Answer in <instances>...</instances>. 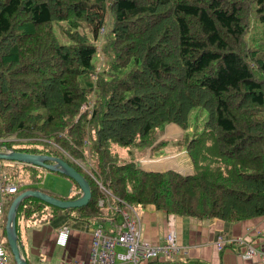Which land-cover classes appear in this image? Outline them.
Segmentation results:
<instances>
[{
    "label": "trees",
    "instance_id": "trees-1",
    "mask_svg": "<svg viewBox=\"0 0 264 264\" xmlns=\"http://www.w3.org/2000/svg\"><path fill=\"white\" fill-rule=\"evenodd\" d=\"M198 107L208 113L200 132L191 122ZM169 124L184 133L171 146L160 139ZM0 139V150L63 158L92 189L81 208L25 199L20 243L23 230L62 214L90 226L115 217L63 151L89 152L102 182L137 209L226 222L264 217V0H0ZM169 147L187 151L191 174L146 170L134 153L154 159ZM21 167L35 182L23 187L20 172L6 169L9 179L21 191L38 189L43 170ZM73 183L61 199L81 196Z\"/></svg>",
    "mask_w": 264,
    "mask_h": 264
},
{
    "label": "crops",
    "instance_id": "crops-1",
    "mask_svg": "<svg viewBox=\"0 0 264 264\" xmlns=\"http://www.w3.org/2000/svg\"><path fill=\"white\" fill-rule=\"evenodd\" d=\"M169 126L178 127L175 124ZM179 130L182 134L178 132L173 135L174 132L170 134L165 132L161 139H166L169 143L174 142V139L182 138L184 134L181 128ZM182 153L186 154L187 159L181 158L182 161L172 164L171 168L157 171L172 169L181 174H191L193 165L186 151L175 152L171 158L178 159L177 157ZM159 160L160 158L153 161L146 160L144 164H157L161 162ZM139 211L142 219L141 239L152 244L164 242L170 223L169 216L172 217L177 241L188 249V256L180 257L181 259L203 264H264V257L256 259L245 257L238 244L226 243L221 249L217 245L220 237L225 239L243 237L264 253V236L257 235L258 231L264 233V217L226 222L218 218L196 219L167 215L156 210L153 205H148ZM66 225L70 228L69 238L67 245L62 247L57 244V238L62 227ZM92 227L86 222L74 221L62 214L51 222L23 230L22 243L25 257L29 264H74L76 260L87 261L92 245Z\"/></svg>",
    "mask_w": 264,
    "mask_h": 264
},
{
    "label": "built area",
    "instance_id": "built-area-1",
    "mask_svg": "<svg viewBox=\"0 0 264 264\" xmlns=\"http://www.w3.org/2000/svg\"><path fill=\"white\" fill-rule=\"evenodd\" d=\"M82 108H86L85 105ZM3 142L0 139V143ZM79 165L93 179L99 190L98 207L115 217H103L92 227V245L87 261L76 260L74 264H155L170 263L177 257H187L188 249L178 243L172 217L169 216L168 232L163 243L152 244L143 241L142 219L139 209L116 196L102 182L92 161L80 158ZM20 191V184L9 179L0 164V227L3 224L5 208L10 199ZM69 226H63L57 238L59 246H66L69 238ZM261 231L257 235L261 236ZM238 244L242 254L250 259L264 257V253L243 237H220L217 245L221 249L225 244ZM0 264H15L11 254L0 240Z\"/></svg>",
    "mask_w": 264,
    "mask_h": 264
},
{
    "label": "water",
    "instance_id": "water-1",
    "mask_svg": "<svg viewBox=\"0 0 264 264\" xmlns=\"http://www.w3.org/2000/svg\"><path fill=\"white\" fill-rule=\"evenodd\" d=\"M0 160L29 164L62 174L73 180L81 190V196L76 199L57 198L41 189L24 190L13 199L7 213L5 225L6 239L15 264H29V261L25 257L24 245L20 243L16 227L17 211L21 203L27 198H36L61 209L81 208L88 205L92 199V189L86 177L61 157L9 150L0 151ZM159 264L179 263L170 262Z\"/></svg>",
    "mask_w": 264,
    "mask_h": 264
},
{
    "label": "rangeland",
    "instance_id": "rangeland-1",
    "mask_svg": "<svg viewBox=\"0 0 264 264\" xmlns=\"http://www.w3.org/2000/svg\"><path fill=\"white\" fill-rule=\"evenodd\" d=\"M111 22V20H110ZM59 31V30H58ZM84 32H88V30H86L85 28L83 29ZM61 32V31H60ZM63 32V31H62ZM64 34V33H63ZM62 38L64 39V35H62ZM100 56H97V59L95 61V63L97 65H99V61L102 62V59ZM207 111L203 108V107H198L196 108L191 115V122L193 123V127L196 129V131L200 132L203 123L206 121L207 119ZM196 117V121L193 122L194 118ZM167 125L165 128V132L167 134H170L172 132H174L173 135H176V133H180L182 134L181 130H179L180 128H171V126ZM190 134H192V132H189ZM193 135V134H192ZM162 138V137H161ZM160 138V139H161ZM8 140H19L17 137L13 136H8L7 138ZM174 139V138H173ZM6 141V139H3ZM174 142H177V140H179L181 142L182 138L180 137L179 139H174ZM173 143V142H171ZM171 143H169V146H171ZM117 147L118 150H121L120 152L122 153V155H124V151H126L128 148H124V147H120L118 145H114ZM59 147V146H57ZM60 148V147H59ZM166 154L164 156L160 157L161 162L157 163V164H144L146 160H151L150 156H149V152L147 151L146 153H143L142 151H135V156H137L138 158H143L140 159L139 161H141V166L146 169V170H151V171H157V170H162V169H166V168H171L172 164L177 163V162H181L182 159H187L186 154L182 153L179 157H177L178 159H173L171 158L172 156H174L173 154L177 151L176 147H169L166 148ZM66 156L79 168L81 169L83 173L84 172V168H82L79 163L81 161L80 157L75 155H70L67 152L63 151ZM187 152V151H186ZM128 155V154H127ZM127 155H124V157H126ZM83 158L86 159H91L89 152L88 153H84ZM156 159V158H155ZM159 160V161H160ZM0 164L7 169L8 171H16L20 172L21 177L19 178V183H23L22 186L25 187L27 185L32 184L33 182H35L32 178V174L30 175L29 170L27 169H23L21 167V164H19V162H14V161H6V160H0ZM182 164V163H181ZM179 164V166L181 165ZM191 165L189 164V167ZM42 169V168H41ZM43 171L40 173L39 171H37V174L41 176V179L38 183H36V186L39 187L40 189H42L44 192H47L51 195H55L56 197H67L69 196L73 189L75 188L74 183L71 179H69L68 177L56 173V172H52L46 169H42ZM87 175V174H86ZM88 176V175H87ZM89 177V176H88ZM92 181L93 179L91 177H89ZM139 213L141 214V211H139ZM5 228H0V240L2 239V234L4 233ZM177 260H180V257L176 258Z\"/></svg>",
    "mask_w": 264,
    "mask_h": 264
},
{
    "label": "bare ground",
    "instance_id": "bare-ground-1",
    "mask_svg": "<svg viewBox=\"0 0 264 264\" xmlns=\"http://www.w3.org/2000/svg\"><path fill=\"white\" fill-rule=\"evenodd\" d=\"M190 15H191V14H190ZM184 16H185V15H184ZM184 18H185V17H184ZM185 20H186V18H185ZM177 46H178V45H177ZM185 46H186V45H185ZM174 50H176V49H174ZM177 50H178V49H177ZM179 50H180V49H179ZM186 53H187V52H186ZM171 55H172V54H171ZM182 56H183V55H182ZM184 56H185V55H184ZM176 57H177V56H176ZM178 57H179V55H178ZM173 58H175V57H173ZM179 58H180V57H179ZM173 60H174V59H173ZM169 62H170V60H169ZM169 62H168V63H169ZM171 64H172V63H171ZM159 65H160V64H159ZM174 65H175V64H174ZM163 67H164V66H163ZM169 69H170V68H169ZM171 71H172V70H171ZM171 71H170V72H171ZM146 163H147V162H146Z\"/></svg>",
    "mask_w": 264,
    "mask_h": 264
}]
</instances>
